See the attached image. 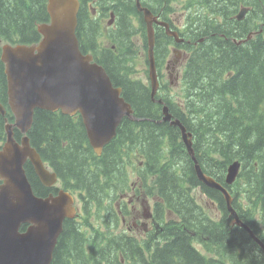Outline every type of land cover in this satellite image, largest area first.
<instances>
[{"label": "trees", "instance_id": "1", "mask_svg": "<svg viewBox=\"0 0 264 264\" xmlns=\"http://www.w3.org/2000/svg\"><path fill=\"white\" fill-rule=\"evenodd\" d=\"M46 4L47 0H0V53L4 44L40 41L37 26L49 21ZM135 9L123 7L120 20L137 15ZM186 9L193 11L192 23L200 24L204 35L215 36L190 56L178 109L169 90L164 98L152 99L147 85L116 76L112 69L121 56H111L108 63L96 61L113 86L122 89L121 96L139 120L123 118L100 156L89 145L79 115L34 112L30 145L63 187L77 193L82 202L77 218L64 221L51 264H264L261 249L242 228L232 225L222 194L197 179L179 128L157 123L162 117L157 100H162L193 136L192 148L202 172L230 192L240 220L264 243V0H186ZM241 9L247 13L238 21ZM82 17L83 7L77 14V39ZM90 31L93 43V26ZM233 40L246 41L237 45ZM79 49L86 53L81 42ZM7 100L0 61V104L7 108ZM7 117L13 120L10 113ZM3 127L0 116V141ZM15 138H20L16 130ZM234 161L240 171L234 184L227 186V167ZM24 169L34 194L45 197L32 166L26 163ZM129 170L140 178L146 196L155 198L153 247L145 241L141 249L135 238L113 231L120 221L113 204L133 187ZM197 195L200 203L202 198L213 202L219 215L200 205ZM92 211L104 214L100 217L104 234L86 238L79 226Z\"/></svg>", "mask_w": 264, "mask_h": 264}, {"label": "water", "instance_id": "2", "mask_svg": "<svg viewBox=\"0 0 264 264\" xmlns=\"http://www.w3.org/2000/svg\"><path fill=\"white\" fill-rule=\"evenodd\" d=\"M140 1L135 0L146 24L151 98L154 99L157 77L152 24L157 21ZM78 9V0H48L49 22L37 26L41 40L33 45L7 44L1 49L8 106L14 121L9 123L5 119L6 139L0 149V264H50L64 220L72 219L76 213L73 197L64 190L46 198L33 193L24 169L27 162L43 186L51 187L57 181L56 174L44 167L40 155L29 143L27 134L34 112L79 114L89 144L97 155L115 138L124 117L134 119L130 104L121 97V89L113 87L105 70L93 62L91 55L80 52L75 34ZM246 13V9L240 10L236 19L242 20ZM5 114L6 110L0 105V115ZM161 122L179 128L197 179L205 187L222 194L232 225L242 228L264 254V243L233 209L230 192L202 172L194 155L191 134L179 120L173 119L166 105H163L162 118L157 123ZM15 129L22 135L19 142L15 139ZM239 170L238 161L227 167L225 185L231 186L235 182Z\"/></svg>", "mask_w": 264, "mask_h": 264}, {"label": "flooded vegetation", "instance_id": "3", "mask_svg": "<svg viewBox=\"0 0 264 264\" xmlns=\"http://www.w3.org/2000/svg\"><path fill=\"white\" fill-rule=\"evenodd\" d=\"M106 1L108 2L106 3ZM106 1L103 6V0H79V9L83 7V17L79 19V43H82L86 53H90L100 62L104 60L105 63H108L111 56H121V61H132L135 66L134 74L139 72L136 68L139 66L142 68V74L136 76L143 78L148 67V44L146 25L142 15L135 9L137 15L120 20L123 7L130 5L135 8L134 0ZM142 5L150 10L159 9L154 13V16H158L157 21L167 26L166 28L162 25H152L154 30L153 57L158 79L155 97L164 98L167 94L166 90L175 87L182 88V83H185V69L190 56L195 50L205 46L215 36V33L204 35L202 26L196 22L192 23L194 21L193 11L186 9L185 0L174 2L172 0H143ZM92 7L99 9L92 13L89 12L88 15V11ZM180 9H182L181 12L177 13L176 11ZM91 26L97 32V37L93 43L90 42ZM169 32L176 37L170 35ZM223 40L227 41V38L223 37ZM89 42L93 47H89ZM233 42L237 44L235 40ZM107 51L110 52V59H105ZM118 64L113 67L112 71L116 73V76L123 77L118 73ZM173 85L175 87H172ZM1 117L7 118V113ZM3 144L4 140L0 141V149ZM131 173L135 175L134 186L129 192L121 194L116 201L120 224L123 225L126 233L130 234V237L135 238L141 244L148 241L149 245L153 247L157 228L154 216L155 198L146 196L144 188L140 186V178L134 171ZM39 185L46 191L47 195L56 192L54 188L44 187L40 182Z\"/></svg>", "mask_w": 264, "mask_h": 264}, {"label": "rangeland", "instance_id": "4", "mask_svg": "<svg viewBox=\"0 0 264 264\" xmlns=\"http://www.w3.org/2000/svg\"><path fill=\"white\" fill-rule=\"evenodd\" d=\"M94 10H98V8H95V9H91V11H94ZM182 9L180 10H177L176 12L179 13L181 12ZM137 70L139 71L136 75H141L142 74V68L139 67V66H136ZM122 72H126L127 73V78L129 80H134L135 78H138L137 76H135L134 74V71H133V66L128 64L126 68H123L121 69ZM139 79L142 81H147V78L146 76H144L143 78L142 77H139ZM172 87H175L174 85ZM171 96L172 98H170L171 102L174 104L175 106V109H178L179 108V105L177 103H179L177 100H178V97L181 96V99L183 100V97H184V91H182V88L180 87H175L171 90ZM129 174H130V179L132 180L131 181V185H133V183H135V175H133L131 173V170H129ZM197 202L202 205L204 208L206 206V210L210 211L213 215L215 216H218L219 215V212L217 210V207L216 205L209 201V200H206L205 198H202L201 199V203L199 202V199H198V195H197V198H196ZM115 204V203H114ZM113 204V205H114ZM77 209L79 208V206L82 205V202H79L76 200V203H75ZM205 205V206H204ZM100 217H104V214L100 212L99 215H96L93 211L89 214L88 216V221L85 222L83 221L82 224L79 226L80 227V230L82 232V234L84 235V237L88 238L96 233H99V234H104L103 232V224L101 223V218ZM172 218V217H170ZM115 233H122L126 236H130L129 233H126V230L124 229L123 225L122 224H119L118 225V230L114 229L113 230ZM118 231V232H117ZM138 241V240H137ZM139 242V241H138ZM140 243V242H139ZM144 248L143 244H142V249ZM197 249L201 250L202 249L198 246H196Z\"/></svg>", "mask_w": 264, "mask_h": 264}, {"label": "bare ground", "instance_id": "5", "mask_svg": "<svg viewBox=\"0 0 264 264\" xmlns=\"http://www.w3.org/2000/svg\"><path fill=\"white\" fill-rule=\"evenodd\" d=\"M123 42V41H122ZM127 46V45H126ZM123 69V68H122ZM191 83V82H190ZM142 120V119H141ZM193 137V136H192ZM2 146V145H1ZM208 175V174H207ZM256 234V233H255ZM257 235V234H256Z\"/></svg>", "mask_w": 264, "mask_h": 264}]
</instances>
